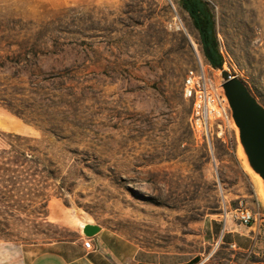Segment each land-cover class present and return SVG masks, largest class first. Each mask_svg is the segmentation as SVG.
<instances>
[{"label": "rangeland", "instance_id": "1", "mask_svg": "<svg viewBox=\"0 0 264 264\" xmlns=\"http://www.w3.org/2000/svg\"><path fill=\"white\" fill-rule=\"evenodd\" d=\"M204 1L223 68L264 105V0ZM201 65L222 85L182 0H0V264L87 224L170 262L244 260L203 238L224 196L264 205L233 125L213 155L193 134Z\"/></svg>", "mask_w": 264, "mask_h": 264}, {"label": "crops", "instance_id": "2", "mask_svg": "<svg viewBox=\"0 0 264 264\" xmlns=\"http://www.w3.org/2000/svg\"><path fill=\"white\" fill-rule=\"evenodd\" d=\"M15 125L23 132L28 131L25 125ZM255 213L256 220L249 225L240 224L232 215L226 219L222 215L206 218L204 242L232 255H245L244 260L227 256L224 260L229 264H264V210ZM88 240L93 242L92 249L84 245ZM30 255L24 264H188L170 262L160 254L140 250L132 242L101 228L92 238L86 237L83 231L78 232L73 240L48 244Z\"/></svg>", "mask_w": 264, "mask_h": 264}, {"label": "water", "instance_id": "3", "mask_svg": "<svg viewBox=\"0 0 264 264\" xmlns=\"http://www.w3.org/2000/svg\"><path fill=\"white\" fill-rule=\"evenodd\" d=\"M205 54L211 57L209 48ZM217 68L221 71V90L227 101L241 161L257 184L264 205V105L240 77L224 70L223 65ZM99 232L100 227L96 225L87 224L83 228L88 238Z\"/></svg>", "mask_w": 264, "mask_h": 264}, {"label": "built area", "instance_id": "4", "mask_svg": "<svg viewBox=\"0 0 264 264\" xmlns=\"http://www.w3.org/2000/svg\"><path fill=\"white\" fill-rule=\"evenodd\" d=\"M184 97L193 104L191 129L196 138L201 139L210 154L215 152V141L225 138V128L231 125L227 104L222 103L221 85H214L211 77L203 73V66L188 71L184 87ZM232 215L240 224L249 225L256 220V213L241 203L232 209L224 196L222 216L224 219ZM87 249L93 248V242L84 243Z\"/></svg>", "mask_w": 264, "mask_h": 264}, {"label": "trees", "instance_id": "5", "mask_svg": "<svg viewBox=\"0 0 264 264\" xmlns=\"http://www.w3.org/2000/svg\"><path fill=\"white\" fill-rule=\"evenodd\" d=\"M182 3L183 7L192 17L194 25L200 33V38L204 50L209 48L211 51V57L208 58L206 56L208 62L213 68H217L218 65H223L224 59L217 45L213 14L207 2H205L204 0H182ZM16 115L19 116V114ZM29 124H32L41 129L39 125L33 122H30Z\"/></svg>", "mask_w": 264, "mask_h": 264}, {"label": "bare ground", "instance_id": "6", "mask_svg": "<svg viewBox=\"0 0 264 264\" xmlns=\"http://www.w3.org/2000/svg\"><path fill=\"white\" fill-rule=\"evenodd\" d=\"M193 42V41H192ZM194 45V44H193ZM195 46V45H194ZM224 70H226V71H229L228 69H226V68H224ZM203 73L205 74V75H207V73H206V71H205V69H204V67H203ZM208 76V75H207ZM211 81L213 82V80L211 79ZM213 84H214V82H213ZM222 103L223 104H227V101H226V99H225V97L224 96H222Z\"/></svg>", "mask_w": 264, "mask_h": 264}]
</instances>
